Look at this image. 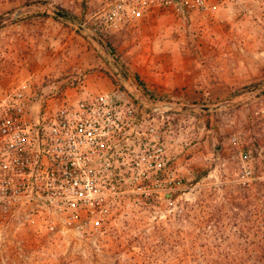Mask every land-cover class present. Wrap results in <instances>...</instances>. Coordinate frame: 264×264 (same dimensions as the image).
Here are the masks:
<instances>
[{"label": "rangeland", "instance_id": "obj_1", "mask_svg": "<svg viewBox=\"0 0 264 264\" xmlns=\"http://www.w3.org/2000/svg\"><path fill=\"white\" fill-rule=\"evenodd\" d=\"M89 1L0 0V86L28 81L43 107L56 103L69 77L63 88L72 97L115 84L124 96L173 102L165 140L177 188L160 184L143 194L113 182L107 213H82L78 229L46 228L41 215L0 218V264L240 260V229L261 227L240 216L264 217V200L240 206L241 186L259 195L264 181V0L213 1L129 28L93 22ZM152 65L172 84L146 83Z\"/></svg>", "mask_w": 264, "mask_h": 264}, {"label": "built area", "instance_id": "obj_2", "mask_svg": "<svg viewBox=\"0 0 264 264\" xmlns=\"http://www.w3.org/2000/svg\"><path fill=\"white\" fill-rule=\"evenodd\" d=\"M213 1L219 0H90V18L129 28L149 16L201 12ZM69 82L44 107L28 81L0 86L2 221L41 215L48 217L46 228L78 229L82 213H107L105 189L113 182L143 194L160 184L177 188L165 140L177 112L173 102L143 92L140 98L101 90L72 97L63 88Z\"/></svg>", "mask_w": 264, "mask_h": 264}, {"label": "trees", "instance_id": "obj_3", "mask_svg": "<svg viewBox=\"0 0 264 264\" xmlns=\"http://www.w3.org/2000/svg\"><path fill=\"white\" fill-rule=\"evenodd\" d=\"M60 16L67 17V13L59 12ZM142 93L138 94L135 97L140 98ZM241 195H240V206L244 204L245 201H251L252 199L259 198L260 201L264 200V181L260 183V188L257 192H252L251 185L249 186H241ZM258 195L259 197H256ZM245 200V201H243ZM256 211H258L256 209ZM255 213L252 211H246V214L240 216V222L242 223H251L253 222L254 225L256 223H260L261 227H257L254 230H246L245 226H242V240L243 243H240V260H232V261H225V262H218L212 264H264V217H256L254 216Z\"/></svg>", "mask_w": 264, "mask_h": 264}, {"label": "crops", "instance_id": "obj_4", "mask_svg": "<svg viewBox=\"0 0 264 264\" xmlns=\"http://www.w3.org/2000/svg\"><path fill=\"white\" fill-rule=\"evenodd\" d=\"M167 15V14H166ZM158 16H160L158 18ZM164 17V14H158L156 16H149L145 19H142L140 22L142 21H145L146 19H150V20H147V22L145 23H150V24H155L157 23L159 20H161L162 18ZM151 68H153V71H147V74H148V77H145V80L147 81L146 83H150V82H153V81H157V82H160V83H166V84H172L171 81H168V80H162L160 77H159V73H158V68L156 65H152ZM68 78L64 79L63 81H67ZM102 79V78H101ZM107 88H109V85L108 84H105ZM116 85L114 84V90H109V91H106V93H110L114 96H118V97H124L123 95V91H119L118 90H115L116 89ZM102 91V90H101ZM105 92V91H104ZM120 92V93H119Z\"/></svg>", "mask_w": 264, "mask_h": 264}]
</instances>
